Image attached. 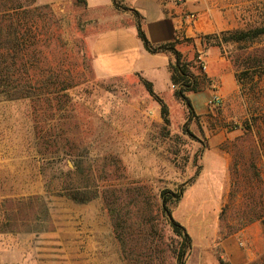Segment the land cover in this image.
I'll return each instance as SVG.
<instances>
[{
  "label": "rangeland",
  "instance_id": "obj_1",
  "mask_svg": "<svg viewBox=\"0 0 264 264\" xmlns=\"http://www.w3.org/2000/svg\"><path fill=\"white\" fill-rule=\"evenodd\" d=\"M34 1L50 15L23 22L47 46L14 78L40 79L43 66L70 88L0 96V264H180L182 239L162 209V194L179 193L167 207L190 238L183 264L193 244L224 264L220 243L236 235L247 247L246 232L257 236L248 264H264V34L231 38L264 27V0H234L237 27L181 54L199 90L187 94L192 115L157 95L167 123L142 78L96 75L85 0Z\"/></svg>",
  "mask_w": 264,
  "mask_h": 264
},
{
  "label": "crops",
  "instance_id": "obj_2",
  "mask_svg": "<svg viewBox=\"0 0 264 264\" xmlns=\"http://www.w3.org/2000/svg\"><path fill=\"white\" fill-rule=\"evenodd\" d=\"M85 2L96 21V30L86 38L96 75L138 76L149 82L163 100L174 96L168 69L171 56L167 52H148L138 36V24L151 45L174 44L179 53L189 58L199 48L200 35L237 27L234 0H183L181 4L173 0H120L126 10L116 8L112 0ZM186 13H194L196 20H185ZM244 234L247 247L236 244V235L220 243L224 264H248L255 258L253 244L257 236L252 232ZM205 259L218 261L213 253L193 244L187 263L206 264Z\"/></svg>",
  "mask_w": 264,
  "mask_h": 264
},
{
  "label": "trees",
  "instance_id": "obj_3",
  "mask_svg": "<svg viewBox=\"0 0 264 264\" xmlns=\"http://www.w3.org/2000/svg\"><path fill=\"white\" fill-rule=\"evenodd\" d=\"M116 8L126 10L120 0H112ZM42 9L50 15L48 6H37L34 0H0V96H4L6 100H13L22 96L29 97L32 95L45 94L50 95L51 92H63L70 88V85H64L61 82H51L50 68L40 66L38 75L40 79L27 77L24 83L17 82L14 78L19 69H27L26 64L37 65L43 59L41 48L46 49V44L39 45L37 40V32L23 22L26 15L42 12ZM32 16V15H30ZM23 18V19H22ZM23 22V23H22ZM138 36L141 39L145 49L150 53L167 52L171 59L169 62L170 82L178 86L174 95L187 108L188 113H194L193 107L187 96L188 93H195L199 90L200 78L195 76L189 70V63L185 61L181 53L175 48L174 44L151 45L143 34L140 25H137ZM260 34H264V27L252 31L236 32L231 36L235 41L252 40ZM35 79V80H33ZM149 94L157 100L161 105V110L165 122L167 107L163 101L154 93L152 85L143 81ZM50 87L53 89L50 91ZM56 153V151H55ZM175 198L174 201L180 199V193L173 196L162 194V209L168 218V223L172 231L182 239V251L178 252V261L182 263V257L185 250L190 248V238L182 225H180L170 214L167 202Z\"/></svg>",
  "mask_w": 264,
  "mask_h": 264
},
{
  "label": "built area",
  "instance_id": "obj_4",
  "mask_svg": "<svg viewBox=\"0 0 264 264\" xmlns=\"http://www.w3.org/2000/svg\"><path fill=\"white\" fill-rule=\"evenodd\" d=\"M174 2L181 4L183 0H173ZM188 22H193L196 20V15L194 13H186L183 17ZM203 69L205 70L206 67L203 66ZM222 103V97L218 93H214L208 100L207 105L209 107L215 108L220 106Z\"/></svg>",
  "mask_w": 264,
  "mask_h": 264
}]
</instances>
